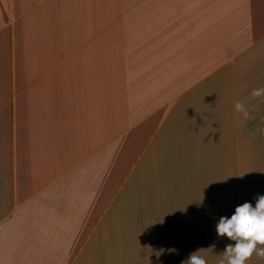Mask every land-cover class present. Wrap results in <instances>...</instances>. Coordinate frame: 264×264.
I'll list each match as a JSON object with an SVG mask.
<instances>
[{
  "label": "crops",
  "instance_id": "0c3cea01",
  "mask_svg": "<svg viewBox=\"0 0 264 264\" xmlns=\"http://www.w3.org/2000/svg\"><path fill=\"white\" fill-rule=\"evenodd\" d=\"M260 88L264 0H0V264H219Z\"/></svg>",
  "mask_w": 264,
  "mask_h": 264
},
{
  "label": "clouds",
  "instance_id": "9594fccd",
  "mask_svg": "<svg viewBox=\"0 0 264 264\" xmlns=\"http://www.w3.org/2000/svg\"><path fill=\"white\" fill-rule=\"evenodd\" d=\"M251 95L254 98L264 95V88L253 89ZM234 107L237 112L242 113L245 121L250 118L242 102H236ZM256 132L264 133V129L257 128ZM216 229L218 235H226L235 241L234 245L226 246L219 264H246L253 253L264 259V247L257 248L258 244L264 245V195L257 196L255 207L250 202H245L236 207L230 218L220 217ZM198 252L190 254L187 264H207L206 259L198 255Z\"/></svg>",
  "mask_w": 264,
  "mask_h": 264
},
{
  "label": "rangeland",
  "instance_id": "374dc122",
  "mask_svg": "<svg viewBox=\"0 0 264 264\" xmlns=\"http://www.w3.org/2000/svg\"><path fill=\"white\" fill-rule=\"evenodd\" d=\"M253 186V182L251 183V187ZM259 195H264V192H263V194H259ZM253 198H254V196L253 197H246V196H244V197H239L238 199H239V203H238V206L239 205H242L243 203H245V202H250L252 205H253V207H255V205H256V201H254L253 200Z\"/></svg>",
  "mask_w": 264,
  "mask_h": 264
}]
</instances>
